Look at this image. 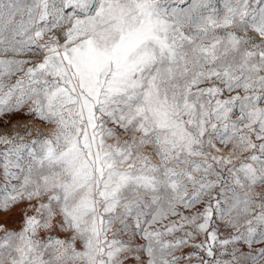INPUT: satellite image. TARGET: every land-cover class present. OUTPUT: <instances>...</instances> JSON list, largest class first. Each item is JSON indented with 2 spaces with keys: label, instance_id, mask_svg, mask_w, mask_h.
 <instances>
[{
  "label": "snow or ice",
  "instance_id": "6c2138e0",
  "mask_svg": "<svg viewBox=\"0 0 264 264\" xmlns=\"http://www.w3.org/2000/svg\"><path fill=\"white\" fill-rule=\"evenodd\" d=\"M18 113L0 264H264V0H0Z\"/></svg>",
  "mask_w": 264,
  "mask_h": 264
},
{
  "label": "rangeland",
  "instance_id": "374dc122",
  "mask_svg": "<svg viewBox=\"0 0 264 264\" xmlns=\"http://www.w3.org/2000/svg\"><path fill=\"white\" fill-rule=\"evenodd\" d=\"M20 123V124H25V123H33V120L30 116H28L26 113H18L15 114L12 118L10 123L4 124L0 123V131H7L10 130L11 126ZM6 219H10L11 222H9L8 226L11 228H19L21 226L20 224V216H19V210H14L13 213L10 214V217H4L0 216V222H4ZM61 235H64L61 233ZM262 245H254V248H258ZM242 250L247 252L249 249L247 246H241ZM185 251H190V249H185Z\"/></svg>",
  "mask_w": 264,
  "mask_h": 264
}]
</instances>
